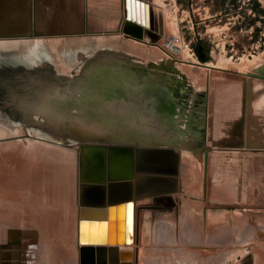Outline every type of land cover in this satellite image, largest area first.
<instances>
[{
    "label": "rangeland",
    "instance_id": "obj_1",
    "mask_svg": "<svg viewBox=\"0 0 264 264\" xmlns=\"http://www.w3.org/2000/svg\"><path fill=\"white\" fill-rule=\"evenodd\" d=\"M52 2H57L56 5H58L57 7L59 8V5L61 4L60 0H48L47 3H40L41 5L39 6L42 9V11H40L42 15L41 13L39 14L40 19H37L32 12H28L32 11L33 0H0V14H3L4 18L10 14H19L22 16L28 15L29 22L31 24L34 23V25L39 28L38 32L42 35V37L46 38V29L44 26H46L47 23L46 21L43 22V17L46 15L43 8L47 6V8L51 10L49 6ZM163 4L167 5L166 7L169 9L171 19L176 18L178 31H176V33H169L168 29L164 26V20L160 19L163 21L164 35L161 37L162 39L160 38L155 43H153L150 38H147L144 43L135 39H125L124 36H105L104 38L99 37L89 39L90 37L81 38L80 36L76 37V35H69L67 38L70 39L61 42L60 40H57V35L59 33L57 31L58 28L56 29V27H59L62 30L71 29V31L75 30V27L64 26L63 20L59 19L60 16L58 17V15L57 19H55V21L58 22L54 24V26H46V28L51 29L48 30L51 34L49 39H46L43 42L59 51V54L57 53V55L60 58L63 67L61 64L54 62L56 57L50 55L51 52L48 53V56L45 59L50 64V66H48L49 73L52 71L53 73L50 74L55 77H60L62 79L67 76H71L72 79L79 77L83 69L82 67H84L83 65L90 60L95 62L97 59L96 55L102 60L105 59L102 55L106 53L103 54L102 52L106 50V48L113 51L114 49L123 52L133 51V54H139V56L136 60L131 58L130 64L141 68L143 66L144 75L150 74L151 76L158 78L156 79L155 77L150 78L151 76H144L146 79L150 78L157 84L164 81L161 83L162 85L174 87L177 95L176 97H179L180 99L175 102L177 104V113L173 116V118H175L173 120V126H169V128L166 129L158 125L156 122H152L151 119L143 120L145 125L137 127V131L141 132V137L137 138L140 139L142 144L151 146H172L177 148L178 151H180L179 154L182 156V170H185V173H182L183 177L185 176V183L181 184L180 190H176L178 193L174 191V193L170 192L167 195L163 194L158 197L149 196L150 194H147L148 192L145 191V188H147L148 185L140 187L141 189L139 191L141 194L145 195L144 198L137 201L139 204V219L141 220L140 234L143 237H146L148 242L145 243L143 247H140L139 249L137 248L135 253L127 250V252H130V254H128L129 259L124 258L122 261L124 264H208V262L209 264H264V181H262V176L258 173L260 170L259 168H261L260 166H262L260 165L261 162L257 161L258 163H255V160L249 159L248 162L242 161L238 164L237 160L239 158H237L231 164L232 170L237 174H241V179L239 181L242 180L243 176L252 175L251 178L254 180L251 182L256 187L255 189L262 190V193L260 192V194L257 195V199L255 201L254 197H251V199H253L247 200L246 202L238 195L231 196L224 191L223 188H221L220 184H218L219 186L216 185L214 188L212 187L213 190L210 187V199L212 201H217L210 202V200L208 203L209 198L206 200L202 198V194H200L199 196H201V198L198 197L195 202H192L191 200L193 199V196L191 195L188 185L191 175L186 174L188 173L186 171H189V169L191 170L190 167H193V163L187 161L188 158L192 156L191 151L190 153H187V151H189V147L191 146V149H194L195 151H203L206 155L208 153L206 157L208 161L207 165H205L206 168L203 166L204 164L202 167L206 170H210V167L211 172H213L212 174L215 178H217V180L222 177L220 164L218 162V159H220L218 158V154L214 151H208L210 142L206 139L202 142V137L199 133L194 131L193 128L195 122L200 120V110L206 108L207 106L219 104V99H217V97L222 91V93L225 92L224 89L246 84L248 83L247 81L252 80L254 76L261 75L258 73L259 70H264V0H163ZM13 9L16 10L14 11ZM58 12L59 11L56 10L55 13ZM159 14H164V10H159ZM28 20H25L24 22L27 23ZM53 27L56 29L54 31L55 33L53 32ZM17 34L18 35L16 36L11 33H0V57L3 56L0 60L1 62H18V60H24V62L30 63V61H32L31 46L28 45L29 42L27 40L29 38L30 42L32 40L30 32L25 33L22 30H18ZM24 35L27 39H21ZM173 38L175 41H178L185 51L195 56V63L197 65L195 63L190 64L182 58L174 60L171 56L166 54L163 49L168 48L169 44L167 43L169 42V39ZM20 43L23 44L14 46ZM82 46L90 47L89 50L92 49V51L94 50L97 53L94 52L93 54L92 51H90V53L86 55L87 57L81 59L79 63H77V59H74L72 62L74 65L71 66L70 63L73 58L71 57V54L76 48ZM201 57L205 59V62L201 59ZM34 60H36L35 63L38 64L37 68L39 69L44 70L43 68L47 66L44 61L38 62L39 57H36ZM20 63L22 62L20 61ZM20 63L18 62L17 64ZM220 67H223V69ZM44 72L45 71L42 73L43 75H45ZM42 74L38 76L40 77ZM71 78L69 80H71ZM260 82L264 85V80H261ZM224 110L229 112L234 111L229 108H224ZM71 114L74 116L80 114V112L76 110L70 111L69 114H67L69 118L72 116ZM213 116L215 117L216 115L214 114ZM107 118L108 117L104 119L111 123ZM221 118L231 120L228 116H222ZM32 121L37 124L42 123L43 117L35 115L33 116ZM76 122L79 124L81 123L78 121ZM85 124L88 126L93 125V127H84ZM32 125L34 126V124ZM32 125L27 124L25 119H22L17 125H11L7 120V117H0V185L2 186L0 187V230L2 231H0V241H3V243L0 242V247L5 248L0 250V254L4 257L3 253L8 254V252L11 251L13 254L14 252L16 253V258L19 257V255H28V261L25 260V256H23L19 258L18 262H15L14 260L15 264H24V262L27 264H35L38 260L35 253L38 252L40 247L37 242H41L40 245H42L41 239L45 238V240L47 239V244H49L50 241L53 244L51 249L48 250L50 256L47 255L51 260L46 264H81L80 246L77 239H75L78 234L79 211L81 207L80 174L82 169V153L79 144L87 143L88 139L84 137H81L80 139L72 137V135H70V129L73 124H71L70 121L65 124V133L61 132L58 128L49 129L44 125H37L35 127H32ZM82 125L83 126L81 128H77V133L82 135L93 136L99 134H109L108 130H106L107 126L99 125L97 122L94 123L92 121L89 123L85 121ZM217 149L220 148L218 147ZM20 159L23 162H21ZM45 159H47V162ZM53 159L56 161V166L58 163L61 164L62 162V164L66 165V169L68 170L67 177H69L68 181L71 184L70 187L68 186L70 191L68 192L69 196L67 202H64V209H66L64 212L67 217L64 212L62 215H58V213L51 215L49 223H52H48L49 232L46 235H41L38 231L35 232L36 230L34 231L32 226H30L31 224L27 221L28 216H31L33 214L32 210H34L33 208H29V205L32 206V204H34L36 206L41 205V203H34L33 201L30 202V195L28 194H30V191L34 188V169L36 168V170H38V168L43 167L45 163H48V161L51 162ZM18 161H20V163H18ZM183 166L185 168H183ZM56 168H52V172L56 170ZM263 170L264 169H261V171ZM178 174H180L179 167ZM5 180H7L5 182L6 184L3 183ZM186 180H188V183H186ZM10 181L11 185L8 184ZM65 181L67 182V180ZM204 183H206V181ZM240 184L241 182H238L237 184L232 185L231 188H239L241 187ZM19 185H21V188ZM244 186L247 187V185ZM14 187L17 188L18 191L20 190L18 194L22 192V195L25 197H21V194L20 196L18 194H14L17 193V190H15ZM205 187L206 189H204V191L207 192V186ZM216 187H219L221 190L219 189L218 191H215L214 189ZM13 190L15 191L14 193ZM25 190V194H27L29 198L23 193ZM213 191H215V193H213ZM221 191L227 195H223ZM71 193L72 195H70ZM53 198L56 197L53 196ZM183 199L185 200L183 201ZM220 201L227 203V205L234 204L237 206H233V208H231L230 205L229 207L224 206L222 202L218 203ZM11 202L15 203V205L12 206ZM188 202L190 204H188ZM212 203L214 204V208L212 209L211 216L213 217L214 214H216L215 218L213 217V222L216 225H219V228L222 227V230L219 231V233L232 231L233 225L231 223V219L234 218L237 221L235 216L237 214L236 210L238 207L248 208L247 206H253L252 208L254 209V213L249 217L253 218L251 219V221H253V226L258 227L257 232L260 239H256L254 234L251 237H248V235H244V232L241 233L242 231L235 229V227L231 232L230 239L227 243L228 245L220 246V248L225 249L223 254L217 253L219 249H216L214 247L215 245H207L206 243L201 245L195 244L189 238L188 232L191 225L194 228H199V223L197 221L194 222L191 218L192 211L200 210V212L198 211L197 213H199V217L202 218V210L210 209L213 205ZM11 206L16 210L13 212L12 209L13 213L10 212ZM185 213L187 214L185 215ZM11 216H13V220ZM10 219L15 223H13ZM64 220H67L66 222L68 224ZM9 223L13 225L11 226ZM18 223L21 224L19 225ZM1 224H6L8 226L4 227ZM3 227L5 232L2 230ZM11 227H15V229H17L16 234L12 235L9 233L10 230H12ZM24 227L32 229L27 230L29 233L31 232V235H28L29 233L27 234L26 231H24V233L22 232ZM70 227L71 229L69 232ZM6 231L8 234L5 235L4 233H6ZM9 234L13 236V238L11 237L12 239H10L12 242H9V240L5 241L6 236L10 238ZM239 234H242V239H247L249 242L247 245H238L235 243V239ZM21 235L22 237H20ZM234 235H236V237ZM73 236L76 237L74 238ZM15 238L17 241L14 240ZM48 238L50 241H48ZM29 239L31 242H29ZM35 239L37 241H35ZM23 241L27 242L24 244ZM15 243L16 245L14 248H6V246H13ZM9 259L10 257H8V259L3 258V262L7 263L8 261L6 262L5 260ZM260 260L262 263H258ZM10 262L11 261L8 263Z\"/></svg>",
    "mask_w": 264,
    "mask_h": 264
},
{
    "label": "bare ground",
    "instance_id": "obj_2",
    "mask_svg": "<svg viewBox=\"0 0 264 264\" xmlns=\"http://www.w3.org/2000/svg\"><path fill=\"white\" fill-rule=\"evenodd\" d=\"M47 2H48V0H33L32 9H31L32 11H28V12H32L33 15L35 17H37V19H40L39 14L41 13L40 11H42V9L40 8L39 5H41L40 3L44 4ZM76 2H77V0H76ZM8 3H10V2H8ZM78 3H79V1H78ZM87 3H88V1H87ZM115 3L116 2H114V4ZM138 3H139V5L135 9L138 11V17L140 19L139 21L140 22L142 21L141 18H142L143 13L145 14V16H147V17L149 16V21L146 22L147 27H145V28H148L151 32L157 33L159 35V37L161 38L164 35L163 21H162V20H164V22H165L164 26L166 27V29H168L169 33L170 32L176 33V31H178V24L176 23V18L171 19L170 14H169V9H167V7H166L167 5L163 4V0H139ZM11 4H12V2H11ZM51 4H50L51 7L49 6V8L53 11L49 10L47 8V6L43 8V10H45V14H46L43 17L44 18L43 22L46 21V23H47L46 26H48V27H50V25L54 26V24H56L58 22V21L57 22L55 21V19H57V15L59 17V12L55 13L56 10L59 11L58 10L59 8L57 7L58 5H56L57 2H52ZM125 4H126V2H125ZM141 4H143V5H141ZM146 4L148 5V8L145 7ZM82 6H83V4H82ZM14 8H16V7H14ZM160 8H162L164 10V14H162L163 18L161 21H160L161 16L159 15V10H162V9H160ZM16 9H13V10L15 11ZM115 9H118V8L115 7ZM152 9L154 12V18L153 19H152ZM36 11H37V14H36ZM30 15H31V13H30ZM41 15H42V13H41ZM5 16H6V14H5ZM93 17H95V16H93ZM0 18H1L0 19V33H2V32L11 33V34H14L17 36L18 35L17 31L22 30L25 33L30 32V36H32L31 42H30V38L28 39V42H29L28 45L31 46V51H32V54H31L32 55V61H30V63L24 62V60L23 61L20 60L22 62V63H20V61L18 60V62L21 64L20 65V64H17L18 63L17 61L5 62V63L0 61V116H6V117L11 116L13 119H16L18 114L15 111H13L10 108V105H8L6 102L9 101L10 97H13V96H15V97H17V96H20V97L24 96L25 97L26 96L27 97V96H29L28 95L29 92H33V94L35 93L33 95V97L31 98L29 96L27 98L28 104L31 103V105H35V108H37V110H49L50 111L49 115H52L51 117L56 119L58 127L59 128L62 127L63 126L62 125V121H63L62 109H61V107L58 108L59 103L57 104L58 106L56 105V102H55L56 98H55V95L53 92V91L59 92V90H57L56 87L52 86L51 91H50L52 95H49V94L42 93L40 90L41 88L39 86H37V83H38L37 81L39 80L38 75L42 74L43 71H45L44 72L45 75L42 74V76L53 77L56 82H60L63 80H69L71 78V76H67V77L62 79L60 77H55V76L51 75L50 73H53L52 71H50V73H49V67L48 66H50V64L45 60L48 56V53L51 52L50 55H53L56 57V59L54 61L55 63H59L62 65L60 58L57 55V53L59 54V51L57 49H54L52 46L50 47L49 45L43 43L44 40L49 39V37H50L51 33H50V31H48L50 28L48 29V28H46V26H44L46 29V31H45L46 38H44L38 32L39 28L36 25H34V23L31 24L29 22L28 15L22 16L19 14H10L9 16H6V18H4L3 14H0ZM59 19H61V18L59 17ZM25 20L26 21L28 20V22L27 23L24 22ZM152 20H153V23L156 25V28L154 27L155 25L152 24ZM57 28H58V30H57L58 33L62 32V34L57 35V40L64 42L67 39H70V38H67V37H69V35H66L63 32L68 33L69 31H71V29L62 30L59 27H56V29ZM56 29H55V27H53V32ZM147 38H150V37L147 34H144V39L142 40V42L145 43ZM174 38L169 39V42L167 41L168 43L166 42L167 44H169L168 48L163 49L166 52V54L171 56L174 60H179V58H182L183 60L185 59V61L190 63V64L195 63V60H196L195 56L193 54H190L189 52L185 51L182 48V46L178 43V41L174 40ZM135 40H137V39H135ZM150 40H151V38H150ZM21 44H23V43L16 44L14 46L21 45ZM58 44H59V42H58ZM39 47L42 49H40ZM166 47H167V45H166ZM89 48L90 47H87V46L86 47L82 46V47L76 48L73 51V53L71 54V57H73L72 61L70 63L71 66L74 65L72 63L74 61V59H77V61H78L77 63H79V61L81 59H84L85 57H87L86 55H88L90 53V51H92V49L89 50ZM109 48H112V47H109ZM94 52L95 51L93 50L92 53L94 54ZM132 52H130V51L123 52V51H119L117 49H114V51H113V50L106 48V50H104L102 52L103 54L106 53V54L102 55L105 59L102 60V59L98 58V56L96 55V58H97L96 61L92 62L90 60L87 63L85 62L86 64L83 65L84 67H82L83 68L82 72L79 75V77L81 78L84 76V74L87 71H89L91 74L92 73L96 74L95 77H97V81L93 82L91 84L92 86H90L88 88V92L86 94V97H88V99L87 98L86 99L89 101L88 103H89L90 109L92 110L94 115H96V117L98 116V117L103 118V119L108 117L107 119L110 120L111 125H112V127H111L112 129H109L107 127L108 129L106 128V130H108L109 133L114 132V133H112L114 135L112 139H115L117 142H128L129 144L136 142V140L140 141V139L137 137H141V135H140L141 132L137 131L138 130L137 127L145 125L143 120L151 119L152 122H156L161 127L168 129L169 126L174 125L173 120L175 118H173V116L177 113V110H176L177 104L175 102L169 100L168 98H166V96L163 95L159 91V86H158L159 84L155 83L152 79H150V78H154L155 76L153 77L150 74L144 75L143 74V70H144L143 66L141 68L139 66L135 67V66H132L130 64L131 58H133V60H136V58H138V56H139V54L136 55V54H133ZM95 53H97V52H95ZM2 57H0V60ZM36 57H39L38 62L44 61L47 64V66H45L43 68L44 70L37 68L38 64H36L35 63L36 60H34ZM62 67H63V65H62ZM220 68L223 69V67H220ZM184 70H186V69H184ZM196 70H198V69H196ZM32 76H34V77H32ZM144 76L145 77L151 76V77L149 79H146ZM155 78L158 79L157 77H155ZM71 80H72V78H71ZM256 81H258V80H256ZM38 92H40V95L38 94ZM217 99H219V104H215L213 106H207L206 108L200 110L201 111V116L199 117L200 120L195 122L193 130L196 131L197 133H199V135L202 137V139H201L202 142L205 141L204 139H206L210 142V146L208 148V151L209 150L214 151L218 154V158L221 159V160L218 159V162L220 164L222 177H221V179L217 180V178H215L214 175L212 174L213 172H211L210 167H209L210 170H206L202 167L203 164H204L203 166H205L208 163L207 158H206L208 153L206 155L203 151H195L194 149H191L192 147L190 146L189 151H187V153H190V151H191L192 156H190L187 161L192 162L193 167H190L191 170L189 169V171H186V172H188L186 174L191 175L190 176V182L188 184L190 191H191V195L193 196L192 197L193 199L191 201L195 202V200H197L198 197L201 198V196H202V198H204L206 200H208V198H209V200H208V203H209V201L211 200L210 199L211 198L210 187L214 188L216 185L219 186L218 184H220L221 188H223L224 191H226L231 196L238 195L241 198H243L246 202H247V200H252L253 198L251 199V197H254V201H255L257 199L256 198L257 195L260 194L259 192L262 190H258L257 192H256V190H254L255 186L251 182L254 180L253 178H251L252 175L245 176V177L243 176L242 180L239 181L241 179V174H237L236 172H234L232 170L231 164L237 158H239L237 160L238 164L242 161L248 162L249 159L255 160L256 161L255 163H258L257 161L261 162L260 165H262V166H260L261 168H259L260 170L258 171V173L260 174V176H262V181H264L263 180L264 179V170L261 171V169H264V135H263V133L259 127V125L262 126V124L260 122V118H261L262 112L264 110V85L260 81L254 82L253 85H242V87H240L238 89H234L230 92L228 91V92L221 93L217 97ZM2 102H4V104H2ZM74 102L76 103V105L80 104L78 97H76L74 99ZM236 102H237V104H234ZM232 105L235 106L233 109L234 110L233 112H231V111L229 112V111L224 110V108L230 109ZM203 107H205V106H203ZM54 109L56 110L55 113L59 110L58 113L55 114L54 111H52ZM214 114L215 115L219 114L221 116H228L230 118H234V120L231 121L229 119L215 118L213 116ZM48 116H47V118H48ZM49 118H50V116H49ZM114 125H119L120 127H117V126L115 127ZM215 131H220V133L216 134ZM107 135L108 134H106V136ZM218 147L220 149H217ZM49 157H50V155H49ZM16 160H17V158H16ZM18 160H19V158H18ZM20 161H21V159H20ZM20 161H18V163H20ZM45 161L47 162V159H45ZM52 161L51 162L48 161V163H45V165L41 168H38V170H36V168L34 169V171H35L33 173L35 175V180L33 181L34 188L30 191V194H28V195H30V202L33 201L34 203H41V205H42V206L41 205L35 206L34 204H32V206L29 205V208H33L34 210H32L33 214L31 216L30 215L28 216V218H27L28 220L26 219L31 224V225L30 224L29 225L32 226L33 230L34 231L36 230L35 232L38 231V233L39 234L41 233V235H43V234L46 235L49 232L48 223H49V220H50L49 218L51 217V215H54L55 213H58V215H62V213L64 211H66V209H64V205H65L64 202H67V199L69 196L68 192L70 191L69 187H70L71 183L68 181L69 177H67L68 170L66 169V165L62 164V162H61V164H59L57 162L58 165L56 166V163H55L56 161L55 160L53 162ZM5 162H7V161H5ZM21 162H23V161H21ZM52 168H56V170H54L52 172ZM183 168H185V167L183 166ZM205 168H206V166H205ZM207 169H208V167H207ZM20 170H21V168H20ZM27 170L29 171L28 168H27ZM184 171L181 169L180 174H178L179 177L177 178V187H178L177 190H180L181 184L185 183V180H184L185 176L183 177V173H182ZM10 173H11V171H10ZM30 173H31V170H30ZM253 173H254V171H253ZM23 174H25V173H23ZM8 175H10V174H8ZM12 175H13V173H12ZM7 178H11V177H7ZM18 178H19V176H18ZM2 180H4V179H2ZM13 180H14V178H13ZM30 180H32V179H30ZM65 180H67V182ZM6 181L7 180H5L3 183H5ZM11 181L8 183L9 185H11L10 184ZM187 181L188 180H186V183H188ZM205 181H206V183H204ZM248 181L251 183H249ZM238 182H241V184H240L241 187L231 188L232 185L237 184ZM244 185H247V187ZM19 186L21 188V185H19ZM205 186H207V192L204 191V189H206ZM248 186L251 188H249ZM0 187H2V186L0 185ZM192 188H194V189H192ZM213 188H212V190H213ZM153 189H155L154 186L148 185L147 188H145V191H147L148 193H151V192H153L152 191ZM219 189H220L219 187H216L214 190L218 191ZM15 190H17V188H15ZM26 190H25V192H23L24 194L26 193ZM73 190H75V189H73ZM19 191L17 190L16 191L17 193H14L15 191L13 190V193L18 194ZM170 191L173 192V190H170ZM215 191H213V193H215ZM9 194H8V196H9ZM20 194H21V197H25L22 195V192ZM20 194H18V195L20 196ZM200 194H202V195L199 196ZM25 195L28 196L27 194H25ZM70 195H72V193ZM150 195H153V194H150ZM223 195H227V194L223 193ZM53 196L56 198H53ZM76 196H78V195H76ZM179 197H180V195H179ZM28 198H29V196H28ZM21 200H22V198H21ZM184 200L185 199H183V201ZM25 201H26V199H25ZM191 201H190V203H191ZM213 201H217V200H213ZM213 201L211 200L210 202H213ZM221 202L222 201H220L218 203H221ZM190 203L188 202V204H190ZM222 203L224 206L229 207V205H230V204L227 205V203H224V202H222ZM196 204H197V202H196ZM14 205H15V203H12V206H14ZM138 205H139L138 202H135L134 204L130 205L131 207H128V208L127 207H120L119 209L115 210L114 216H113L114 222L112 223L111 230H110L109 225L101 227L99 225L94 226L91 224H86V225L81 226V231H80V225H79L77 238H75L76 236H73V237L75 239H77L79 246H82V245H91V246L107 245L108 246V245L118 244L120 251L129 250V251H133L135 253L137 248L139 249L140 247H143V245L148 242L146 237H143L140 234L141 233L140 232V221L141 220L139 219L140 217H139V212H138V208H139ZM12 206L10 207V210H11L10 212H12V209H13V212H15L16 210ZM233 206H237V205H234V204L230 205L231 208H233ZM247 207L248 208H245V207H242V208L238 207L239 209L237 208V210H236L237 214L235 216L237 221L234 218L231 219L232 220L231 223L233 225L232 231L236 227L235 229L241 230L242 231L241 233L244 232L243 233L244 235H248V237L249 236L251 237L254 234L256 239H260V236L258 235V232H257L258 227L253 226V221H251V219H253V218L249 217L254 213V209L252 208L253 206L252 207L247 206ZM202 208H203V206H202ZM213 208H214V204L212 205V207L210 209H203L202 210V218H200L199 213H197L198 211L200 212V210H198V211L193 210L192 211L191 218L194 222L197 221L199 223L200 229L198 227L194 228L191 225L190 230L188 231L189 232V238L195 244L201 245V244L206 243L207 245H213V246L215 245L214 247L216 249H219V251H217V253L223 254L225 249L220 248V246L228 245L227 243H228V240L230 239L232 231L219 233V231L222 230V227L219 228V225H216L213 222L215 215H216V214H214V216H213L214 218L211 216V212H212ZM25 210H27V209H25ZM30 211H31V209H30ZM69 212H70V209H69ZM23 213H24V210H23ZM19 214H20V212H19ZM64 214H65V212H64ZM186 214L187 213H185V215ZM17 215H18V213H17ZM65 216H66V214H65ZM11 217L13 220V216H11ZM20 217H21V215H20ZM244 217H246V218H244ZM2 218H3V216H2ZM240 222H241V224H240ZM13 223H15V222H13ZM50 223H52V222H50ZM187 223H188V221H187ZM184 224H185V222H184ZM229 225H230V222H229ZM2 226L5 227L8 225L3 224ZM4 227L2 228L3 231H4ZM11 229L12 230H10L9 233H11L12 235L16 234L17 229H15V227H11ZM28 229L29 228L24 227V230L22 232L24 233V231H26L28 234L29 233V231H27ZM70 229H71V227L69 228V232H70ZM29 230H32V229H29ZM74 230H75V228H74ZM73 232H76V231H73ZM30 233L28 235H31ZM109 233H110V236H109ZM4 234L6 235V234H8V232L6 231V233H4ZM28 235H26V236H28ZM36 235H38V234H36ZM18 236H17V238H18ZM80 236H81V239H80ZM234 236L236 237V235H234ZM9 237L10 238H8V236H6L5 241L9 240V242H12V241H10V239H12L13 236L10 235ZM14 237H16V236H14ZM20 237H22V235ZM31 237H33V236H31ZM61 238H63V237H61ZM256 239H254V240H256ZM14 240H16V238ZM25 240H28V239H25ZM46 240H45V238L41 239L42 245H40L41 242L40 243L37 242L38 246H40V247L38 249V252L35 251L36 252L35 253L36 258L38 259L37 262H35V264H46V263H49V261L51 260L48 258L47 255H49L48 250L51 249L53 244L49 238H48V241H50L49 244L46 243ZM235 240H236L235 243H237L238 245H245V244L247 245L249 243L247 241V239L246 240L242 239V234H239ZM35 241H37V240L35 239ZM69 241H68V243H69ZM0 242L3 243L2 240ZM25 242H27V241H25ZM25 242L23 241L24 244H25ZM29 242H31V240ZM70 242H72V241H70ZM34 244H35V242H34ZM37 244H36V246H37ZM78 244H76V245H78ZM15 245H16V243L13 244V246L8 245L9 247L6 246V248H11V247L14 248ZM1 249H5V248L0 247V250ZM79 250H80V248H79ZM17 254H19V253H17ZM3 255H4V257H2V254H0V264H15L16 261L17 262L19 261V258L25 256V260H27V256H28V255H19V257L16 258V253L14 252V254H13V252L11 253V251L8 252V254L3 253ZM8 257H10V259L5 260V261L6 262L11 261V262L10 263H8V262L4 263L3 258L8 259ZM14 260H15V262H14ZM258 263H262V261L260 260V261H258ZM208 264H209V262H208Z\"/></svg>",
    "mask_w": 264,
    "mask_h": 264
},
{
    "label": "water",
    "instance_id": "obj_3",
    "mask_svg": "<svg viewBox=\"0 0 264 264\" xmlns=\"http://www.w3.org/2000/svg\"><path fill=\"white\" fill-rule=\"evenodd\" d=\"M138 1L128 0V8L126 11L127 22L124 35L128 38L142 41L144 34H147L152 42L155 43L160 37L148 28H145L147 27L146 22L149 21V16L147 17L143 13L142 21H139L138 11L135 9L139 5ZM145 7L148 8V5L146 4ZM152 24H154L153 20ZM25 37L24 35L21 39H27ZM258 73L261 75L254 76L247 84L253 85L256 80H264V70H259ZM95 75L87 71L81 78L77 77L72 80H63L60 82H56L53 77L49 76L39 77L38 83H36L41 88L42 93L52 95L50 92L52 86L59 90V92H53L56 98V105L59 103V106H57L58 108L61 107L63 113V127L60 128L58 127L56 119L52 118V115H49V110H37L35 105L28 104L27 98L29 96L32 98L35 94L33 92L27 93L29 95L27 97H10L9 101L6 102L18 114L16 119L7 116V120L11 125H17L22 119H25L27 124H34L32 127L44 125L49 129L58 128L61 132L65 133V124L70 121L73 124L70 129V135L78 139L81 137L88 139L87 143L79 144L82 153V169L80 174V183L82 184V186L80 184L81 207L79 211L80 231L81 226L86 224L99 225L101 227L109 225L111 230L115 210L120 207L128 208L129 205L144 198L145 195L139 191L141 189L140 187L152 185L159 187L161 190L168 189L173 190V192L177 190L178 161L180 155L176 148L172 146L146 145L138 140L130 144L128 142H117L115 139H112L114 136L112 133L114 132L109 133L107 136H90L77 133V128H81L85 121L89 123L92 121L94 123L97 122L99 125L112 129V125L108 120L94 115L90 109L89 101L87 100L88 97H86L88 88L92 86L91 84L93 82L97 81ZM161 83L158 85L159 91L166 98L173 102L180 100L179 97H176L174 87L165 86ZM38 94L40 95V92ZM76 97L79 99V105H76L74 102ZM72 110H76L80 114L74 116L71 114L72 116L69 118L67 114ZM52 111L55 113L56 110L54 109ZM35 115L43 117V122L38 124L34 123L32 120ZM76 121L81 123L79 124ZM86 124L84 127H93V125L88 126ZM114 126L120 127L119 125ZM148 174H151V176H148ZM170 192H162L159 190L158 192L153 191L147 194H153L149 196H159ZM128 254L130 252L120 251L118 244L108 246H80L81 264H124L122 260L128 258Z\"/></svg>",
    "mask_w": 264,
    "mask_h": 264
},
{
    "label": "crops",
    "instance_id": "obj_4",
    "mask_svg": "<svg viewBox=\"0 0 264 264\" xmlns=\"http://www.w3.org/2000/svg\"><path fill=\"white\" fill-rule=\"evenodd\" d=\"M60 1H61V4L59 5V16L63 20V25L69 26V27L70 26L76 27L75 30L69 31L68 33L63 32L64 34L76 35V37L80 36L81 38L90 37L89 39H94V38H99V37L104 38L105 36L107 37L124 36L125 39H131V38L126 37V35H124V29H125V25L127 22L126 11L128 8V0H82V1L77 0V2L76 0H60ZM114 2L116 3L114 4ZM115 7L118 9H115ZM92 15L95 17H93ZM159 15L161 16L160 19H162V15L161 14ZM152 18H154L153 9H152ZM59 34H62V32H60ZM242 85H249V84L246 83ZM242 85H238L237 87L236 86L230 87V88L228 87L224 89V91L230 92L234 89H238L242 87ZM234 104H237V102ZM217 117L221 118L222 116L218 114L215 116V118ZM261 122H262V133L264 135L263 118ZM215 133L219 134L220 131H215ZM176 150L178 151L177 148ZM178 153H180V151H178ZM181 161H182V157L180 156L179 161H178V164H179L178 167L180 166L179 170L182 169ZM150 175L151 174H148V176ZM170 185L172 184L170 183ZM154 188L155 189H153L152 191H155V192L159 191V187H154ZM162 190L160 189V191ZM164 190L162 192L170 191L168 189H164ZM24 264H27V263L24 262Z\"/></svg>",
    "mask_w": 264,
    "mask_h": 264
},
{
    "label": "flooded vegetation",
    "instance_id": "obj_5",
    "mask_svg": "<svg viewBox=\"0 0 264 264\" xmlns=\"http://www.w3.org/2000/svg\"><path fill=\"white\" fill-rule=\"evenodd\" d=\"M154 27H155V26H154ZM155 28H156V27H155ZM155 34L158 35L157 33H155ZM158 36H159V35H158ZM234 107H235V106L232 105L230 109L233 110ZM262 118L264 119V110H263V112H262V116H261V118H260V122L262 121ZM232 120H234V118H231V121H232ZM261 124H262V122H261ZM259 127H260V130L262 131V126L259 125ZM259 193H260V192H259Z\"/></svg>",
    "mask_w": 264,
    "mask_h": 264
},
{
    "label": "trees",
    "instance_id": "obj_6",
    "mask_svg": "<svg viewBox=\"0 0 264 264\" xmlns=\"http://www.w3.org/2000/svg\"><path fill=\"white\" fill-rule=\"evenodd\" d=\"M200 55V54H199ZM201 59L205 62V59L201 57Z\"/></svg>",
    "mask_w": 264,
    "mask_h": 264
},
{
    "label": "snow or ice",
    "instance_id": "obj_7",
    "mask_svg": "<svg viewBox=\"0 0 264 264\" xmlns=\"http://www.w3.org/2000/svg\"><path fill=\"white\" fill-rule=\"evenodd\" d=\"M129 207H131V206L129 205Z\"/></svg>",
    "mask_w": 264,
    "mask_h": 264
}]
</instances>
